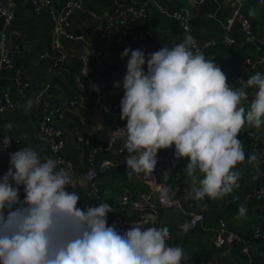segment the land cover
Instances as JSON below:
<instances>
[{
  "label": "clouds",
  "instance_id": "9594fccd",
  "mask_svg": "<svg viewBox=\"0 0 264 264\" xmlns=\"http://www.w3.org/2000/svg\"><path fill=\"white\" fill-rule=\"evenodd\" d=\"M193 44L186 33L182 42L152 52L130 46L121 51L126 71L113 86L123 91L124 150L135 154L125 163L127 170L147 175L157 164L158 150L173 147L175 158H187L189 196L220 199L238 187L235 166L245 160L238 132L245 125L264 126V74L246 79L255 92L245 107V87L226 83L221 68L194 52ZM32 105L29 99L25 110ZM4 127L10 129L11 122ZM10 138L3 135L0 150L8 148ZM8 157L9 167L0 175V264H181V247L165 243L166 225L118 230L115 223L107 224L113 209L105 200L77 206L81 196L68 190L72 176L57 169L56 160L27 146ZM247 162L256 166L257 155L249 154ZM168 193L166 187L161 190L163 203ZM246 212L242 204L237 215L246 218ZM180 229L187 232L189 224Z\"/></svg>",
  "mask_w": 264,
  "mask_h": 264
},
{
  "label": "crops",
  "instance_id": "0c3cea01",
  "mask_svg": "<svg viewBox=\"0 0 264 264\" xmlns=\"http://www.w3.org/2000/svg\"><path fill=\"white\" fill-rule=\"evenodd\" d=\"M16 1L17 9L7 32L12 51L13 67L11 69H0V92L5 91L12 97L15 103V111L0 113V137H3V135L18 137L27 147L36 150L42 158H52L53 153L49 148V144L37 137V126L42 116V107L40 103L35 102L34 94L39 88L45 87L51 102L61 112V117L57 120L63 129V147L58 155L69 161L73 166L74 186L68 190L81 196L77 206L83 209L88 204L95 205L100 203L101 199L105 200L112 205L113 209L107 215V224L109 225L110 218L117 212H121L125 217L137 216V210L129 204L121 210L119 199L125 191H128L130 200H133L136 194L145 190L140 174L133 173L131 170H127V166L116 163L99 179L98 197L91 195L82 179V172L87 165V147L76 140V136L87 137L90 144L97 147L93 155L95 163L105 160L120 161L114 150L106 151L102 149L105 141L113 135V131L105 122L103 112L92 106L94 89L91 85L94 84L98 88L103 73L115 72L112 83L108 87V92L112 98L120 100L123 95L122 88L114 87L113 82L121 80L125 74L126 58L122 59L120 57L121 51L118 50L112 35L95 41L96 47L100 50V56L97 60L94 59L83 39L64 40L63 45L67 52V58L63 72L56 73L51 67L49 59L39 58V53L52 37L50 16L45 9L37 13L32 12L26 0ZM145 1L151 12L152 21L136 20L133 22V26L135 30L144 34L145 45L149 52L183 41V33L175 21L166 14V10L170 6L184 5L191 14V23L197 42L203 44L208 40L214 41L212 45L206 47L204 51L205 58L219 64L226 76V83L233 88L245 87L247 95L253 97L255 88L246 87V79L254 73L249 71L240 80H237L235 75L240 61L243 60L242 56L252 55L254 51L252 44L244 43L243 33L238 24H234L229 32L233 44L226 45L223 42L221 24L229 13L231 0H129V3H142ZM64 2L65 0H55V8H60ZM113 2L114 0H85L83 10L75 12L71 17L73 32H82L85 39H96L97 21L90 17L88 11L94 10L104 14ZM244 7L247 18L253 23L256 37H264V2L246 0ZM1 29L2 20L0 18V31ZM18 68L23 71L24 78L28 82L22 96L17 93L14 82L15 71ZM82 69L86 72L83 75L81 74ZM73 72L81 74L87 89L85 98L71 106L68 102L76 97V88L71 79V73ZM29 99L33 100V105L31 109L26 111L24 105ZM241 104L247 107L248 102L242 100ZM9 122L12 125L10 129L4 127ZM119 122L122 126L126 124V120H121L120 117ZM251 128L245 125L237 134L245 153V160L235 166L239 172L238 187H234L233 193L231 192L220 199L205 197L203 200H194L195 210L204 214V219L197 228L182 232L178 224L183 216L175 209L155 205L153 210L148 211L150 219L157 227L165 225L168 227L171 239H166L165 243L179 246L183 250L184 255L181 264L182 260L193 258L196 255L203 256L201 259L204 264H246L248 259L254 264L255 254L252 251L245 258L241 253L233 252V248L237 246L235 244L228 243L221 247L215 246L213 242L214 232L211 230L218 219L230 216L242 225L237 227L234 224V227H230L242 235L244 239H251L252 230L255 226L253 221L250 217L239 218L237 210L232 207L235 203L247 205L249 202H256L241 199L232 201V195L252 191L258 184L256 180L260 163L258 158L256 166L247 162L248 155L255 153V150L250 140L242 133V131ZM257 130V141L259 144L261 143L260 146L264 151V126ZM117 144L118 141L115 140L113 145L116 146ZM173 150L171 147L158 150L157 160L160 162L168 161L172 165V174L167 184L168 195L178 196L181 195L183 188L190 192L191 179L183 170L187 158H175ZM7 169L0 161V175ZM256 207L262 208L257 204L251 208L252 211Z\"/></svg>",
  "mask_w": 264,
  "mask_h": 264
},
{
  "label": "built area",
  "instance_id": "2783aa9c",
  "mask_svg": "<svg viewBox=\"0 0 264 264\" xmlns=\"http://www.w3.org/2000/svg\"><path fill=\"white\" fill-rule=\"evenodd\" d=\"M26 1L30 5L32 12L37 13L45 9L50 16L52 22V37L39 53V58L49 59L51 67L58 74L63 72L64 63L67 58V52L63 45L64 40L83 39L96 60L100 56V50L96 47L95 41L103 39L108 35L113 36L119 51H122L126 46H130L132 49L139 48L143 49L146 53L149 52L145 45L144 34L135 30L133 26V22L136 20H144L146 22L152 21V15L147 7L146 1L142 3L118 5L112 10H107L104 14L89 10L90 17L97 21L95 32L96 39H85L82 35L77 36L71 29V17L75 12L83 10L85 0H65L63 5L58 9L54 6L55 0ZM258 2L262 3L264 0H258ZM245 3L246 0H231L229 3V13L221 24L223 42L226 45L233 44V40L229 37V32L234 24H238L243 33L244 42L246 44H252V49H254L252 55L246 56L238 66V70L235 73L237 80H240L249 71H252L254 74L256 72L264 74V37H256L252 24L245 15ZM16 9V0H0V18L2 20V29L0 31V69H11L13 67L12 51L8 42L7 32L14 18ZM166 14L175 21L184 36L186 33H189L194 37V44L192 47L194 52L199 51L204 54L206 47L214 43L213 40H208L203 44L197 42L194 28L191 23V14L184 5L170 6L166 10ZM217 65L219 66L218 63ZM85 73V70L82 69L81 74L83 75ZM81 74L77 72L71 73V79L76 88V97L68 102L71 106H74L85 98L87 86L83 82ZM114 74L115 72L109 71L101 75L100 86L98 90H94L92 106L94 108H99L103 112L105 122H107L113 131V135L105 141L102 149L106 151L114 150L115 154L120 158V161L114 162L112 160H105L95 163L93 161V155L97 147L92 146L87 137L76 136V140L82 142L87 147V165L82 172V179L87 191L95 197H98V181L107 170L116 163L126 166L125 160L127 157L129 155H135L134 153L129 154L124 150V129L119 122V99L112 98L108 92V87L112 83ZM14 82L17 93L20 96L24 95L28 82L24 78L23 71L19 68L15 71ZM251 99L252 98L247 95L244 100L249 102ZM34 100L40 103L42 107V116L37 126V137L49 144V148L53 153L52 159L57 161V169L62 168L69 172L72 176L74 186L72 164L58 155L63 147V129L57 120L61 117L60 109L51 102L45 87H41L37 90L34 94ZM14 111L15 103L12 97L5 91L0 92V113ZM242 133L252 143L258 162L264 165V151L257 141L258 130L251 128L242 131ZM2 138L3 137H0V143H2ZM115 140L118 141L116 146L113 145ZM23 146L26 145L20 138L11 137L8 148L6 150H0V161L8 168V153L16 151ZM171 174L172 165L170 162H160L159 160H157V164L152 173L147 175L140 173L143 184L145 185V190L136 194L133 200H130L128 191H125L119 199L121 210L125 209V206L129 204L137 210V216L125 217L121 212H117L110 218V223H115L118 230H124L133 225H139L142 228H159L150 219V213H148V211L153 210L155 205H161L165 208L175 209L176 212L183 216V219L178 224L179 228L180 225L185 222L189 224V230L197 228L202 223L204 214L201 211L195 210L196 206L194 202L189 199V192L186 188L182 189L181 195H168V203L162 202L164 197L161 195V190L165 187L167 188ZM259 178L258 184L252 191H244L240 195L234 194L232 195V201H237L239 199L244 201H258L264 199V168L260 172ZM21 195H23L22 192ZM211 230L214 232L213 242L215 246L221 247L228 243H232L239 246L240 252L245 255H248L251 251L252 241L262 236L260 227L255 226L252 230L251 239L246 240L221 218L217 220L216 225L211 228ZM169 239H171L170 235L167 240ZM246 264H253V262L248 259Z\"/></svg>",
  "mask_w": 264,
  "mask_h": 264
},
{
  "label": "trees",
  "instance_id": "16d2710c",
  "mask_svg": "<svg viewBox=\"0 0 264 264\" xmlns=\"http://www.w3.org/2000/svg\"><path fill=\"white\" fill-rule=\"evenodd\" d=\"M245 15H246V13H245ZM251 24H252V27H253V23L252 22H251ZM253 29H254V27H253ZM244 57L245 56H242V59ZM241 62H242V60L240 61V63ZM240 63H239V65H240ZM263 147H264V141H263ZM263 166H264L263 164H259L258 172L256 171L257 172L256 183H257V181L259 182V180H260V178H259L260 177V172L263 170V168H264ZM232 193H233V191H232ZM189 199L194 202V199H192L190 196H189ZM194 204H195V202H194ZM257 204H258V206H262V208H259V207L257 208L256 207L252 211L251 208H253V206L257 205ZM240 205H242V204L241 203H235L232 207H234L236 210H238V207ZM245 207L247 208V212L245 214L246 218L250 217L251 220L253 221L254 225L255 226H259L260 229L263 231L262 236H260L259 238H257V239L252 241V249H251V251L255 254L254 264H264V199L258 200L256 202H252V203L249 202V204L245 205ZM223 220L226 221L227 224L229 226H231V227H234V224L237 227L242 226V225L237 223L235 218H231L230 216L223 217ZM109 223H110V220H109ZM110 225H111V223H110ZM239 249H240L239 246H236L235 248H233V252L241 253ZM241 254H243V253H241ZM243 255H244L245 258L247 257L245 254H243ZM202 257H203L202 255H196L193 258H188L186 260H182V264H185L186 262L188 264H204V261L201 259ZM204 259H206V258H204Z\"/></svg>",
  "mask_w": 264,
  "mask_h": 264
},
{
  "label": "water",
  "instance_id": "95a60500",
  "mask_svg": "<svg viewBox=\"0 0 264 264\" xmlns=\"http://www.w3.org/2000/svg\"><path fill=\"white\" fill-rule=\"evenodd\" d=\"M125 4H129V0H114L113 4L108 8V10H112L118 5H125ZM75 34L77 36L83 35V33L80 31H75Z\"/></svg>",
  "mask_w": 264,
  "mask_h": 264
},
{
  "label": "bare ground",
  "instance_id": "6f19581e",
  "mask_svg": "<svg viewBox=\"0 0 264 264\" xmlns=\"http://www.w3.org/2000/svg\"><path fill=\"white\" fill-rule=\"evenodd\" d=\"M244 43H245V42H244ZM245 44H246V43H245ZM244 58H245V57H244ZM244 58H243V59H244Z\"/></svg>",
  "mask_w": 264,
  "mask_h": 264
}]
</instances>
